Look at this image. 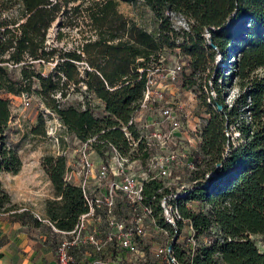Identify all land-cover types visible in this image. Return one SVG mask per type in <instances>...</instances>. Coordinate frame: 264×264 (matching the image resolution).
Returning a JSON list of instances; mask_svg holds the SVG:
<instances>
[{
    "label": "trees",
    "instance_id": "trees-1",
    "mask_svg": "<svg viewBox=\"0 0 264 264\" xmlns=\"http://www.w3.org/2000/svg\"><path fill=\"white\" fill-rule=\"evenodd\" d=\"M120 1L144 3L158 30L149 32L123 15ZM82 9L89 31L78 49L49 44L53 24H63L70 11ZM172 14L185 19L188 28H176ZM176 49L184 55L183 86L199 94L208 118L192 154V185L176 200L194 237L204 241L195 253L175 244L173 254L181 264H264V251L252 239L264 243V0H0V215L63 233L73 231L89 211L82 188L66 181L64 155L41 161L54 191V199L46 202L43 221L48 223L12 202L1 175L18 174L23 162L6 141L9 95H29L37 81L45 107L78 140L97 137L93 146L100 156L112 145L145 161L150 156L145 139L134 148L123 128L139 140L135 126L128 124L144 97L148 73L163 66L166 50ZM37 62L55 63L53 72L43 75ZM9 66L21 67L20 79ZM71 86H83L85 98L98 100L104 115L97 116L89 100L67 105ZM233 88L237 93L231 95ZM39 120L41 127L32 132L44 136L45 120ZM161 187L157 179L145 183V202L158 226L173 235L160 216Z\"/></svg>",
    "mask_w": 264,
    "mask_h": 264
},
{
    "label": "built area",
    "instance_id": "built-area-1",
    "mask_svg": "<svg viewBox=\"0 0 264 264\" xmlns=\"http://www.w3.org/2000/svg\"><path fill=\"white\" fill-rule=\"evenodd\" d=\"M182 70L178 64L165 73L161 68L148 73L144 97L137 111L132 115L128 126H135L139 140L135 141L128 127L123 131L136 148L141 140L146 141L150 153L147 160L132 159L123 155L115 146H110L104 156H100L94 148L97 137L83 142L78 140L80 148L78 157L67 162L66 181L73 183L75 177L80 178L88 213L79 218L78 224L71 232H63L71 241L65 240L58 249L61 264H72L70 249L83 241L90 244L99 256L89 261L90 264H121L123 259L132 262L133 259L144 256L140 242L147 235L146 220L153 219V209L146 204L144 194L145 183L157 179L162 181L159 192L164 196L160 201V216L165 225L171 226L172 235L165 230L168 242L155 252L160 264H181L173 254V247L178 244L182 222L188 224L194 240V230L189 220L184 219L176 200L187 194L188 187H179L185 172L195 170L194 157L187 150L179 152L178 132L182 128V109L172 106L163 88H160L158 78L175 80ZM156 76H158L156 78ZM61 123H58V127ZM57 130V129H56ZM98 156L99 160L94 157ZM91 185V187H90ZM183 188V189H182ZM92 189V190H91ZM128 210V218L120 215L122 210ZM38 219L42 220L38 215ZM98 222L101 227L89 230L91 222ZM155 221V220H154ZM120 254L118 261H110L103 257L105 253Z\"/></svg>",
    "mask_w": 264,
    "mask_h": 264
},
{
    "label": "rangeland",
    "instance_id": "rangeland-1",
    "mask_svg": "<svg viewBox=\"0 0 264 264\" xmlns=\"http://www.w3.org/2000/svg\"><path fill=\"white\" fill-rule=\"evenodd\" d=\"M118 8L123 15L135 21L145 30L152 33L158 30V21L144 3L140 1H133L131 3L120 1ZM86 14L84 9L80 13L70 11L67 17L62 20L63 24L60 23V20L55 22L48 32V43L66 50L78 49L84 42V38L88 36L89 27L87 23L89 21ZM172 22L178 29L188 28L186 20L178 15L172 14ZM221 61L222 59L218 58L219 65H222ZM162 62L163 66L161 69L165 73L174 69L178 64L183 65L184 55L179 49L166 50ZM35 66L37 71L43 75H49L53 72L55 63L37 62ZM84 67L85 65L81 66L82 69ZM8 69L14 71L16 78H21V67L13 69L9 66ZM186 73L189 74L190 71L188 70ZM158 80L160 82V88H163L170 104L182 109V113L185 115L181 119L182 128L178 136H181L178 141L182 143L179 145V152L182 153V151L187 150L190 154H193L197 149L200 129L204 121L208 118L205 108L199 101V94L195 93L193 89L184 88L181 75H178L175 80L163 78H158ZM38 90H40V84L35 81L31 94L24 93L19 96L9 95L11 99L12 118L6 133V141L9 146L17 150L22 162L29 164V167L32 168L29 171L31 175L26 176L22 181H15L11 178L12 176L2 173L1 179L5 190H10L14 195H17L16 198L19 197L21 199L19 204L21 206L17 204L21 211L25 207L43 219L46 217V202L54 199V191L52 190V186L47 183V176L41 167L42 159L47 155H64L68 161L74 160L78 157L77 150L80 146L73 133L69 132L62 124L58 127V123H61L60 119L45 107L41 98L37 95ZM83 91V86L80 90L71 86L68 96L65 99L67 105H79V103L85 105L89 100V104L94 110V113L97 116H103L104 106L96 99L85 98ZM236 93L237 89L233 88L231 95ZM40 117H43L45 120L46 134L44 136L34 135L32 132L34 129L41 127ZM94 158L99 160V157L96 155ZM192 180L193 178L190 176V173L185 172L181 180L178 181L179 187L192 185ZM128 214V210L125 209L120 212L123 218H128ZM93 224L94 222H91L88 226L89 230L95 227V225L94 227L92 226ZM145 224L147 235L143 240V247H141L145 255L133 259L132 262L123 259L121 264H160L155 257V252L168 242L167 234L165 233L166 229L158 226L153 219H147ZM55 235L51 249L57 264H61L58 249L65 240L71 241V239L63 233L57 232ZM191 238L192 234L188 228V224L184 223L180 229L178 246L188 253H195L196 246L201 241H204V238L197 239L194 237V240H191ZM84 239L85 235L79 244L72 246L70 249L73 259L72 264H90L87 260L89 258L88 254L92 255L93 258H98L99 256L90 244H85L84 246ZM252 239L256 241L258 248L263 252L264 243L261 239L257 237H252ZM117 253L119 252L116 251L114 255L105 253L103 257L110 261H118V258L122 256L120 254L117 255Z\"/></svg>",
    "mask_w": 264,
    "mask_h": 264
},
{
    "label": "crops",
    "instance_id": "crops-1",
    "mask_svg": "<svg viewBox=\"0 0 264 264\" xmlns=\"http://www.w3.org/2000/svg\"><path fill=\"white\" fill-rule=\"evenodd\" d=\"M179 133L180 132H178V136ZM199 142L200 137L198 138V143ZM30 170H32V168L29 167V164L23 163L22 169L18 174H5L12 176L11 178L15 181H22L26 176L31 175L29 173ZM46 179L47 183L51 185L48 177ZM73 184L79 185L80 178L76 176ZM6 191L11 196L12 202L19 205L21 199L19 197L16 198L17 195H14L10 190ZM23 210L29 209L24 207L22 211ZM43 222V224L48 223V221L45 220ZM93 222L94 224L92 226L94 227L95 225L94 228L101 227L98 222ZM93 229L90 228V231ZM54 231L58 232L54 227L53 232H51L44 226L35 227L33 225L12 223L9 221L7 214L0 215V264H57L51 249V244L54 242L53 238L56 236ZM88 255V262L94 259L92 255Z\"/></svg>",
    "mask_w": 264,
    "mask_h": 264
}]
</instances>
